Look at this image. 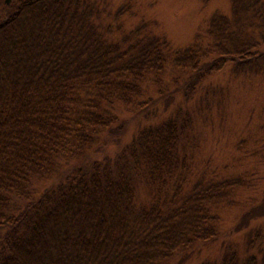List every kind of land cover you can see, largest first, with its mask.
<instances>
[{"label": "trees", "instance_id": "16d2710c", "mask_svg": "<svg viewBox=\"0 0 264 264\" xmlns=\"http://www.w3.org/2000/svg\"><path fill=\"white\" fill-rule=\"evenodd\" d=\"M230 2L229 17L213 15L192 45L175 51L147 24L126 28L129 3L115 13L96 0L5 4L0 264H172L217 240L241 177L192 170L189 111L138 123L129 141L119 113L165 115L167 68L188 77L186 96L227 68L264 74V0ZM109 145L113 154L104 152ZM259 241L260 230L247 245ZM257 252L242 258L229 245L219 263L202 264H264V246Z\"/></svg>", "mask_w": 264, "mask_h": 264}, {"label": "rangeland", "instance_id": "374dc122", "mask_svg": "<svg viewBox=\"0 0 264 264\" xmlns=\"http://www.w3.org/2000/svg\"><path fill=\"white\" fill-rule=\"evenodd\" d=\"M96 1L101 5L106 3L114 13L120 6L131 4V12L122 19L126 28L147 24L152 35L169 43L171 51L192 45L213 15H231L230 0ZM9 14L5 0H0V23ZM187 78L174 73L172 68H167L162 75L171 101L165 115H160L164 109L161 107L157 113L160 117L152 116V111L136 116L132 112L119 113L120 122L126 121L125 139H131L138 123L140 127L157 124V120L182 108L193 117L192 140L187 142L192 170L224 179L241 177L244 185L237 193L235 205L220 214L217 240L199 244L190 253L177 256L172 264L219 263L229 245L236 247L242 258L257 255L264 246V74L236 76L227 68L198 83L195 91L186 96L190 85ZM183 86L186 87L182 91ZM114 148L109 145L104 152L113 154ZM246 215L251 218L254 215L253 220L245 222ZM259 230L263 233V242L250 247L247 245L250 235L255 236Z\"/></svg>", "mask_w": 264, "mask_h": 264}, {"label": "water", "instance_id": "95a60500", "mask_svg": "<svg viewBox=\"0 0 264 264\" xmlns=\"http://www.w3.org/2000/svg\"><path fill=\"white\" fill-rule=\"evenodd\" d=\"M10 3V0H6V4H9Z\"/></svg>", "mask_w": 264, "mask_h": 264}]
</instances>
